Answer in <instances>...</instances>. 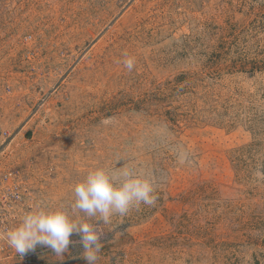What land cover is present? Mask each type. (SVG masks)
Returning <instances> with one entry per match:
<instances>
[{
    "label": "rangeland",
    "instance_id": "obj_1",
    "mask_svg": "<svg viewBox=\"0 0 264 264\" xmlns=\"http://www.w3.org/2000/svg\"><path fill=\"white\" fill-rule=\"evenodd\" d=\"M0 129L21 221L96 168L152 180L96 264H264V0H0ZM70 240L35 258L87 264Z\"/></svg>",
    "mask_w": 264,
    "mask_h": 264
},
{
    "label": "clouds",
    "instance_id": "obj_2",
    "mask_svg": "<svg viewBox=\"0 0 264 264\" xmlns=\"http://www.w3.org/2000/svg\"><path fill=\"white\" fill-rule=\"evenodd\" d=\"M124 66L131 72L134 60L125 59ZM73 193L70 211L64 208L49 211L37 206L3 239L21 256L37 245L47 246L62 256L68 250L71 236L77 233L84 249L82 257L87 264H96L103 247V230L91 222L93 218L105 226L113 216H124L141 204L154 206L157 200L152 180L127 167L111 175L103 168L93 169L74 186Z\"/></svg>",
    "mask_w": 264,
    "mask_h": 264
},
{
    "label": "built area",
    "instance_id": "obj_3",
    "mask_svg": "<svg viewBox=\"0 0 264 264\" xmlns=\"http://www.w3.org/2000/svg\"><path fill=\"white\" fill-rule=\"evenodd\" d=\"M9 133L0 129V150L6 144ZM22 185L16 174L12 171L0 172V264H39V254H47L51 248L37 245L24 255H19L11 248L3 236L11 230L13 225L21 222L22 207L19 206L22 199Z\"/></svg>",
    "mask_w": 264,
    "mask_h": 264
}]
</instances>
